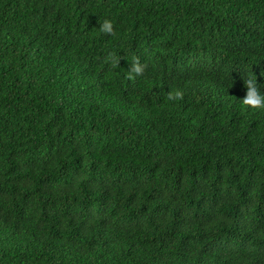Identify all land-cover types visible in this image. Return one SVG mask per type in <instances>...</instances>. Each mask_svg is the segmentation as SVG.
I'll use <instances>...</instances> for the list:
<instances>
[{
	"label": "trees",
	"instance_id": "obj_1",
	"mask_svg": "<svg viewBox=\"0 0 264 264\" xmlns=\"http://www.w3.org/2000/svg\"><path fill=\"white\" fill-rule=\"evenodd\" d=\"M255 77L264 0H0V264H264Z\"/></svg>",
	"mask_w": 264,
	"mask_h": 264
},
{
	"label": "clouds",
	"instance_id": "obj_2",
	"mask_svg": "<svg viewBox=\"0 0 264 264\" xmlns=\"http://www.w3.org/2000/svg\"><path fill=\"white\" fill-rule=\"evenodd\" d=\"M99 31L102 34L115 35L113 23L108 19H105L100 24ZM118 61L119 57L111 53L106 57V62L109 63L113 69H116L119 66ZM145 68L146 65L142 64L138 57L135 58L126 71V78L128 80H135L137 76H143ZM243 83L246 87V94L241 99L242 104L252 109H264V94H261L260 92L256 77L247 78L243 80ZM183 95L184 93L181 90H176L175 92L170 91L167 99L169 101H179L183 99Z\"/></svg>",
	"mask_w": 264,
	"mask_h": 264
}]
</instances>
